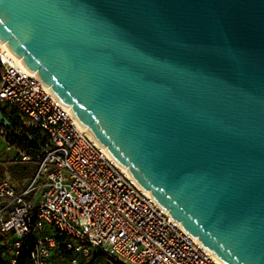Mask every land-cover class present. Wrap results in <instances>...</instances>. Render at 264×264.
<instances>
[{"label": "water", "instance_id": "obj_1", "mask_svg": "<svg viewBox=\"0 0 264 264\" xmlns=\"http://www.w3.org/2000/svg\"><path fill=\"white\" fill-rule=\"evenodd\" d=\"M0 41L205 248L264 264V0H0Z\"/></svg>", "mask_w": 264, "mask_h": 264}, {"label": "built area", "instance_id": "obj_2", "mask_svg": "<svg viewBox=\"0 0 264 264\" xmlns=\"http://www.w3.org/2000/svg\"><path fill=\"white\" fill-rule=\"evenodd\" d=\"M15 109L20 128L37 129L40 152L15 149L10 163L33 164L29 179L0 173V257L17 264H53L62 248L92 264H226L189 234L116 161L7 43L0 41V112ZM4 115V114H3ZM7 120L9 118L4 115ZM5 140V139H4ZM6 142V141H5Z\"/></svg>", "mask_w": 264, "mask_h": 264}, {"label": "trees", "instance_id": "obj_3", "mask_svg": "<svg viewBox=\"0 0 264 264\" xmlns=\"http://www.w3.org/2000/svg\"><path fill=\"white\" fill-rule=\"evenodd\" d=\"M4 115H6L9 118V121L12 124V129L13 130H18L20 128V122L18 121V113L15 109H10L8 114L5 111H2ZM29 132L30 134L34 135V137L41 138L43 135L42 133L37 130V129H29V130H21L20 134H14V133H6L4 135V139L6 143H8L10 146H12L15 149H19L22 151L27 152L28 154L36 155L40 152V146L37 143L36 139H31L28 137L27 133ZM18 166V164L14 163H8L4 165L6 169H9V171L12 173V178L15 179L17 182H21L23 179L18 177V174L14 171V169ZM66 240V237H62L59 239L60 241V253L59 255L53 260V264H67L72 258L76 257L77 255L74 254L72 251H67L62 248V245L64 241ZM30 246L26 247L17 264H26L27 262V254ZM99 257V256H98ZM96 257L92 264L96 261L98 258ZM0 264H10L8 260H3L0 258ZM79 264H87L83 259H80Z\"/></svg>", "mask_w": 264, "mask_h": 264}, {"label": "rangeland", "instance_id": "obj_4", "mask_svg": "<svg viewBox=\"0 0 264 264\" xmlns=\"http://www.w3.org/2000/svg\"><path fill=\"white\" fill-rule=\"evenodd\" d=\"M7 145L4 140V137L0 135V173L3 176H6L10 180L15 179L12 178V173L9 171V169H6L3 165V162L10 161L12 158V151H7ZM14 171L18 174V177L21 179H29L34 174V165L33 164H23L20 163L18 166L14 169ZM105 258L103 256H99L96 261L93 264H104ZM63 264V263H59Z\"/></svg>", "mask_w": 264, "mask_h": 264}, {"label": "crops", "instance_id": "obj_5", "mask_svg": "<svg viewBox=\"0 0 264 264\" xmlns=\"http://www.w3.org/2000/svg\"><path fill=\"white\" fill-rule=\"evenodd\" d=\"M10 153H12V155L14 156V152L12 151V152H10ZM13 156H12V158H13ZM11 158V159H12ZM11 161V160H10ZM10 161H7V162H3V165H6V164H8V163H10ZM6 177V176H5ZM7 178V177H6ZM12 181H14V180H12ZM14 182H17V181H14ZM1 243V242H0ZM0 258H2V257H0ZM3 260H7V258H2Z\"/></svg>", "mask_w": 264, "mask_h": 264}, {"label": "bare ground", "instance_id": "obj_6", "mask_svg": "<svg viewBox=\"0 0 264 264\" xmlns=\"http://www.w3.org/2000/svg\"><path fill=\"white\" fill-rule=\"evenodd\" d=\"M20 59L22 60V58L20 57Z\"/></svg>", "mask_w": 264, "mask_h": 264}]
</instances>
